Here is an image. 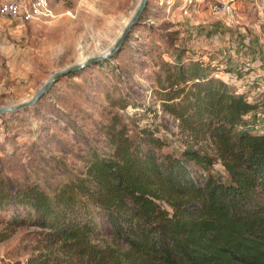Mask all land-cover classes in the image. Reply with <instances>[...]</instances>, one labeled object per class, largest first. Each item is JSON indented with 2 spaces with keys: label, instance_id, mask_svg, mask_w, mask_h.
<instances>
[{
  "label": "rangeland",
  "instance_id": "1",
  "mask_svg": "<svg viewBox=\"0 0 264 264\" xmlns=\"http://www.w3.org/2000/svg\"><path fill=\"white\" fill-rule=\"evenodd\" d=\"M138 1L47 0V14L7 19L0 37V106L29 98L53 72L100 54ZM228 1L232 17L212 10L216 0H146L112 55L59 75L33 104L1 113L0 178L7 187L35 183L49 191L67 180L83 169L92 148L110 150L104 126L113 120L131 135L150 129L162 152L191 146L213 154L210 139L182 130L155 94L160 62H171L177 49L216 64L213 75L223 80L225 72L241 78L238 65L252 69L254 80L244 94L264 112V74L256 73L264 72V59L251 53L259 43L264 49V0ZM226 83L233 90L235 83ZM206 169L217 179L228 177L219 159ZM100 228L88 233L91 243L124 246L103 222ZM0 236V264L77 261L70 243L51 240L45 227L29 219L13 227L0 221Z\"/></svg>",
  "mask_w": 264,
  "mask_h": 264
},
{
  "label": "trees",
  "instance_id": "2",
  "mask_svg": "<svg viewBox=\"0 0 264 264\" xmlns=\"http://www.w3.org/2000/svg\"><path fill=\"white\" fill-rule=\"evenodd\" d=\"M172 56L160 62L155 94L182 130L210 139L213 154L162 152L150 129L131 135L113 120L104 126L110 150L92 148L83 169L51 190L0 178V221L45 227L70 243L73 264H264V133L241 127L261 106L214 76L216 64L183 49ZM216 159L225 180L206 169ZM101 222L123 247L89 241Z\"/></svg>",
  "mask_w": 264,
  "mask_h": 264
},
{
  "label": "built area",
  "instance_id": "3",
  "mask_svg": "<svg viewBox=\"0 0 264 264\" xmlns=\"http://www.w3.org/2000/svg\"><path fill=\"white\" fill-rule=\"evenodd\" d=\"M212 10L220 9L232 17V5L228 0H216L212 6ZM49 11L47 0H0V37L4 30L7 19H20L28 21L37 18ZM225 81L234 82V93H244L249 84L254 80L253 75H245L238 78L234 72H225ZM241 127L247 130L264 133V120L259 118L252 119L249 113L244 116ZM16 264H27L24 260H20Z\"/></svg>",
  "mask_w": 264,
  "mask_h": 264
},
{
  "label": "water",
  "instance_id": "4",
  "mask_svg": "<svg viewBox=\"0 0 264 264\" xmlns=\"http://www.w3.org/2000/svg\"><path fill=\"white\" fill-rule=\"evenodd\" d=\"M146 0H139L137 5L134 7L132 13L130 14L129 18L123 25L121 31L119 32L118 36L114 39L109 47L103 50L100 54L90 55L86 58L80 60L78 63L70 64L68 66H64L63 68L53 72L48 78L44 80V82L34 91V93L27 99H23L15 104H8V105H1L0 106V114L5 112H12L16 111L20 108L33 104L51 85V83L62 74L69 72L73 69L80 68L90 62H95L100 60L104 57L112 55L116 50L119 49L122 41L124 40L127 32L129 31L130 27L138 20L142 10L145 6Z\"/></svg>",
  "mask_w": 264,
  "mask_h": 264
},
{
  "label": "crops",
  "instance_id": "5",
  "mask_svg": "<svg viewBox=\"0 0 264 264\" xmlns=\"http://www.w3.org/2000/svg\"><path fill=\"white\" fill-rule=\"evenodd\" d=\"M6 28H7V24H5L4 30H3L2 34H1V37H2L3 33L5 32ZM259 40H260V39H259ZM260 41H261V40H260ZM249 43H251V41H250ZM232 53H233V55H236L233 51H232ZM251 53H253V54H258V55H257V58L260 59V61H261L262 59H264V49L262 48V44H260V43H259V45H258V47H257L256 52H251ZM246 63H247V62H246ZM249 63H251V61H250ZM238 67H240V70H241V74H242V76H245V75H248V74H249V75H253V74H252V72H253L252 69H248V70H246V66H244V65H241V66L238 65ZM257 70H259V68H257ZM259 71H260V70H259ZM256 73L264 74L263 71L256 72ZM259 79H260V77H259ZM248 99L251 100V101L254 100V99H251L250 97H248ZM256 113H258V114L256 115L257 118H259V119H261V120H264V116H263V115H264V112L259 113V112L257 111Z\"/></svg>",
  "mask_w": 264,
  "mask_h": 264
},
{
  "label": "bare ground",
  "instance_id": "6",
  "mask_svg": "<svg viewBox=\"0 0 264 264\" xmlns=\"http://www.w3.org/2000/svg\"><path fill=\"white\" fill-rule=\"evenodd\" d=\"M131 13H132V12H131ZM126 21H127V20H126ZM126 21H125V22H126ZM124 24H125V23H124ZM124 24H123V25H124ZM122 27H123V26H122ZM122 27H121V29H122ZM121 29H120V31H121ZM120 31H119V32H120ZM119 32H118V34H119ZM117 36H118V35H117ZM109 46H110V45H109ZM109 46H108V47H109ZM83 59H84V58H83Z\"/></svg>",
  "mask_w": 264,
  "mask_h": 264
}]
</instances>
